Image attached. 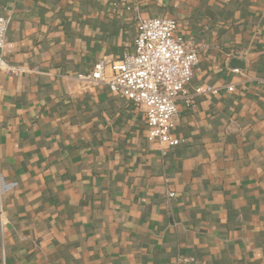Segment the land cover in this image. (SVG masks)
I'll list each match as a JSON object with an SVG mask.
<instances>
[{
  "label": "crops",
  "instance_id": "0c3cea01",
  "mask_svg": "<svg viewBox=\"0 0 264 264\" xmlns=\"http://www.w3.org/2000/svg\"><path fill=\"white\" fill-rule=\"evenodd\" d=\"M0 264H264V0H0ZM198 48L170 137L78 75L131 53L141 19ZM243 67H235L232 60Z\"/></svg>",
  "mask_w": 264,
  "mask_h": 264
},
{
  "label": "built area",
  "instance_id": "2783aa9c",
  "mask_svg": "<svg viewBox=\"0 0 264 264\" xmlns=\"http://www.w3.org/2000/svg\"><path fill=\"white\" fill-rule=\"evenodd\" d=\"M10 19L0 17V73L19 75L24 68L8 63L4 51ZM177 22L170 18L141 19L137 26L134 49L119 61L99 62L87 75H78L82 87L93 90L106 85L110 92L125 98L143 110L149 142L177 146L170 134L178 115L177 101L188 106L195 96L217 94L214 88H198L188 93L195 68L199 63L198 48L190 41L176 36ZM16 186L7 183L0 174V226H4L3 197Z\"/></svg>",
  "mask_w": 264,
  "mask_h": 264
},
{
  "label": "water",
  "instance_id": "95a60500",
  "mask_svg": "<svg viewBox=\"0 0 264 264\" xmlns=\"http://www.w3.org/2000/svg\"><path fill=\"white\" fill-rule=\"evenodd\" d=\"M232 63H233V65L235 67H238V68L243 67L242 64L238 60H236V59L232 60Z\"/></svg>",
  "mask_w": 264,
  "mask_h": 264
}]
</instances>
